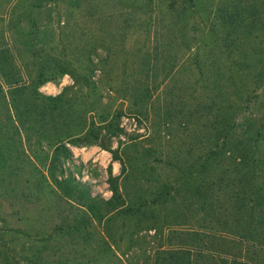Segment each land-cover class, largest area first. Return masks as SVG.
<instances>
[{
  "label": "rangeland",
  "instance_id": "1",
  "mask_svg": "<svg viewBox=\"0 0 264 264\" xmlns=\"http://www.w3.org/2000/svg\"><path fill=\"white\" fill-rule=\"evenodd\" d=\"M13 1L0 0V48L7 47V70L15 72L22 86L14 88L0 75V264H125L126 258L131 264L150 262L155 248L183 226L173 223V214L185 213L178 221L186 228L190 223L198 226L199 216L189 217V211L174 206V199L153 205L155 213L142 211L128 218L119 207L107 221L109 172L128 203L153 198L162 184L175 179L176 170L166 167L162 157L184 151L194 129H187L178 117L171 128L162 122L163 85L188 86L195 77L183 65L174 81L163 80L164 71L173 64V53L179 64L199 53L203 43L208 53L217 54L212 40L223 52L227 34L217 29L222 13L240 12L255 19L249 34L259 33V38L243 48L262 49L263 55L264 0H194L192 15L176 25L166 5L174 1L181 6L184 0H26L9 13ZM38 1L40 9L24 13ZM163 41L170 42V48L155 56V47ZM150 52L152 59L147 61ZM59 68L69 71L37 85L41 70L47 78ZM147 80L159 86L153 95L160 100L151 102L144 117L136 114L139 99L131 93L140 91ZM198 94L181 93L176 109L185 110L193 96L200 102ZM43 95L60 98L55 110ZM250 112L246 107L243 115L250 116L247 123L254 126ZM210 120L203 116L198 122ZM110 122L120 129L118 135ZM90 130L98 140L86 144ZM61 136L71 150L69 158L55 151ZM184 160L175 158L178 164ZM83 167L88 171L84 180ZM70 176L88 185L84 190L96 203L94 211L62 197L58 183ZM144 221L161 232L143 230Z\"/></svg>",
  "mask_w": 264,
  "mask_h": 264
},
{
  "label": "trees",
  "instance_id": "2",
  "mask_svg": "<svg viewBox=\"0 0 264 264\" xmlns=\"http://www.w3.org/2000/svg\"><path fill=\"white\" fill-rule=\"evenodd\" d=\"M24 1L26 0H14L9 13H13L12 9ZM29 5L24 8L25 14L29 13L28 10L40 9L42 4L38 1L30 7ZM166 8L174 22L172 25H176L186 21L187 15L188 18L192 15L195 3L194 0H184V4L178 6L172 1ZM233 13L229 16L222 13L219 16L221 21L218 22L217 29L227 34L223 52L220 45L212 40V45L218 46L217 54L208 53L207 44L203 43L198 46L199 53H195L192 58L190 55L179 64L176 62L177 53H173V64L164 71L162 79L174 81L183 65L195 77L188 86H180L175 82L172 85H163L164 98L161 99L164 107L159 112L162 122L169 128L178 117L180 122L187 125V129H194L191 132V142L185 145L184 151L181 150L176 157L168 154L167 158L162 157L166 167L176 170L178 175L175 179L162 184L153 198H140L138 202L128 203L121 199L118 186L114 182L116 176L109 172L112 194L105 200L108 212L105 217L97 216L98 219L102 220L104 217L111 221L112 212L119 207L120 210L117 211L127 218L142 211L155 213L153 205L158 202L160 206L166 205L174 199V206L180 207L184 212L189 211V217L199 216L198 226L190 223V227L186 228L185 222L178 221L185 213L173 214V223L183 226L172 230V238H166L164 244L157 246L150 262L145 264H264V53L260 54L262 49L253 48L248 52L243 48L245 44L251 45L259 38V33L255 32L252 36L249 34L253 33L255 19L240 15V12ZM242 30L245 32H241ZM169 45L168 41L158 44L154 49L155 56H159L162 49ZM179 45L187 48L184 42ZM262 45L264 47V40ZM4 48L7 47L0 48L1 78L14 88L21 87L15 72L11 74L7 70L10 67L9 52ZM151 55V52L147 54V61L152 59ZM67 71V68H59L46 78V72L41 70L37 85L43 84L47 79H55ZM83 79L89 82V76H84ZM157 90L159 86H152L147 80L140 91L131 93L133 98L139 99L136 114L144 117L148 115L151 102L160 100ZM154 91L156 93L153 95ZM196 91L201 97L200 102L193 96L185 110L176 109L175 104L181 99V93L188 92L192 95ZM43 98L49 101L52 110L57 108L58 97L43 95ZM246 107L251 108L249 115L254 114V126L247 123L250 116L243 115ZM15 110L20 117V111ZM203 116H209L211 120L199 123L198 119ZM196 125L200 129H196ZM111 128L114 135L119 134L120 129L115 125L111 124ZM165 133L170 135L171 131L167 130ZM86 135H91V138L86 137V144L98 140V134L93 130ZM62 137L56 143L55 151L62 157L69 158L71 150ZM199 157L203 158L200 162ZM175 158L178 161L185 158L184 164L176 163ZM58 186L65 199L89 211L96 208L93 198L85 193L87 190L84 189L88 186L86 183L70 176L64 184L58 183ZM178 195L180 198H175ZM141 228L146 231L155 229L157 234L161 232V228L153 222H145ZM128 262L126 258L125 264H131Z\"/></svg>",
  "mask_w": 264,
  "mask_h": 264
},
{
  "label": "built area",
  "instance_id": "3",
  "mask_svg": "<svg viewBox=\"0 0 264 264\" xmlns=\"http://www.w3.org/2000/svg\"><path fill=\"white\" fill-rule=\"evenodd\" d=\"M80 175H81V179L82 180H84L85 178L88 177V171H87L86 167H83L82 168ZM75 177L77 179H80V176L78 175V173H75Z\"/></svg>",
  "mask_w": 264,
  "mask_h": 264
},
{
  "label": "crops",
  "instance_id": "4",
  "mask_svg": "<svg viewBox=\"0 0 264 264\" xmlns=\"http://www.w3.org/2000/svg\"><path fill=\"white\" fill-rule=\"evenodd\" d=\"M85 155H87V154L85 153Z\"/></svg>",
  "mask_w": 264,
  "mask_h": 264
}]
</instances>
